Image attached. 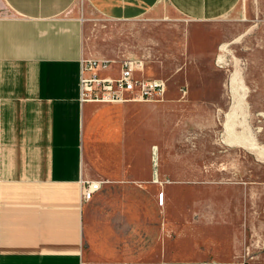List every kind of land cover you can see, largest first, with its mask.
<instances>
[{"label": "crops", "instance_id": "crops-1", "mask_svg": "<svg viewBox=\"0 0 264 264\" xmlns=\"http://www.w3.org/2000/svg\"><path fill=\"white\" fill-rule=\"evenodd\" d=\"M162 1L211 22L241 0H0V264H218L158 250L156 167L126 144L125 105L79 100L86 20L135 21ZM108 120L118 139L100 134ZM82 179L106 183L83 201Z\"/></svg>", "mask_w": 264, "mask_h": 264}, {"label": "rangeland", "instance_id": "rangeland-1", "mask_svg": "<svg viewBox=\"0 0 264 264\" xmlns=\"http://www.w3.org/2000/svg\"><path fill=\"white\" fill-rule=\"evenodd\" d=\"M164 4L130 22L88 18L82 40L88 58L143 60L145 78L167 83L163 99L122 110L126 144H140V162L156 167L151 191L166 195L158 250L178 262L264 264V0L211 22ZM100 128L119 138L111 120Z\"/></svg>", "mask_w": 264, "mask_h": 264}, {"label": "built area", "instance_id": "built-area-1", "mask_svg": "<svg viewBox=\"0 0 264 264\" xmlns=\"http://www.w3.org/2000/svg\"><path fill=\"white\" fill-rule=\"evenodd\" d=\"M80 103L121 105L163 99L167 83L143 76V60L124 59L119 62L82 57L80 61ZM82 199L90 201L106 182L81 180ZM164 203V194L160 196Z\"/></svg>", "mask_w": 264, "mask_h": 264}, {"label": "bare ground", "instance_id": "bare-ground-1", "mask_svg": "<svg viewBox=\"0 0 264 264\" xmlns=\"http://www.w3.org/2000/svg\"><path fill=\"white\" fill-rule=\"evenodd\" d=\"M229 129H230V128H229ZM164 197H165V195H164ZM158 199H159V204H160V194H159V198H158ZM164 201H165V199H164ZM163 205H164V203H163Z\"/></svg>", "mask_w": 264, "mask_h": 264}]
</instances>
